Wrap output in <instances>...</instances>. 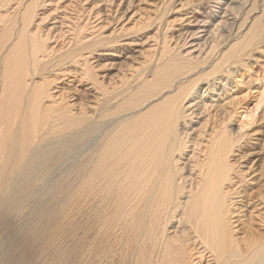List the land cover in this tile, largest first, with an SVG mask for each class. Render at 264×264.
<instances>
[{
  "label": "bare ground",
  "instance_id": "bare-ground-1",
  "mask_svg": "<svg viewBox=\"0 0 264 264\" xmlns=\"http://www.w3.org/2000/svg\"><path fill=\"white\" fill-rule=\"evenodd\" d=\"M257 52L264 0H0V264H264Z\"/></svg>",
  "mask_w": 264,
  "mask_h": 264
},
{
  "label": "rangeland",
  "instance_id": "rangeland-1",
  "mask_svg": "<svg viewBox=\"0 0 264 264\" xmlns=\"http://www.w3.org/2000/svg\"><path fill=\"white\" fill-rule=\"evenodd\" d=\"M182 11L188 12L189 8H185ZM257 53H259V54H254L251 56V58H248V60L250 61L249 67H251L250 68L251 70L249 69V71H246V70H248V68H249L248 67V68L243 69L241 71V73H240L241 79L240 80H244V81H243V84L240 85V88L238 89V91H235V89H234L232 91L233 93L228 94L225 97H222L224 99L223 103H227V101H230L231 98H234V100H237L240 104V107L237 108L236 109L237 111L234 112V114L232 116V121H231L232 124L235 125L236 127L241 125L243 123L245 115L250 113L252 110L256 109L260 103L263 102V104L259 108V113L262 111V108L264 105V96L262 93L263 89H264V86L262 85L264 82V68H262V70H261L260 66H258V64H255V62H254L257 60H258V62L260 60H262L264 62V55H263V53H261L262 54V56H261L260 52H257ZM235 97H236V99H235ZM216 98H219V96ZM258 117H257V119H258ZM263 121H264V116H263ZM228 123L230 124L229 120H228ZM254 127H255V125L248 126L246 131L248 130L247 132L253 133L255 131V130H253ZM258 137L261 138V135H258ZM206 263L207 262L204 261L203 264H206Z\"/></svg>",
  "mask_w": 264,
  "mask_h": 264
}]
</instances>
